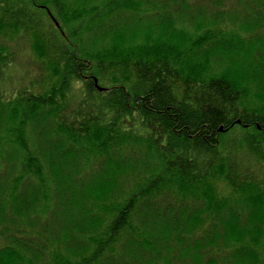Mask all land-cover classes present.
Listing matches in <instances>:
<instances>
[{"label": "trees", "instance_id": "trees-1", "mask_svg": "<svg viewBox=\"0 0 264 264\" xmlns=\"http://www.w3.org/2000/svg\"><path fill=\"white\" fill-rule=\"evenodd\" d=\"M0 264H264V0H0Z\"/></svg>", "mask_w": 264, "mask_h": 264}, {"label": "rangeland", "instance_id": "rangeland-1", "mask_svg": "<svg viewBox=\"0 0 264 264\" xmlns=\"http://www.w3.org/2000/svg\"><path fill=\"white\" fill-rule=\"evenodd\" d=\"M1 42L8 47H12V51H17L16 61L13 66L4 71L6 89H9L11 85L12 88L18 86L17 79L23 75L24 72L34 74V56L30 50V47L27 41H20V38L17 40L11 39H2ZM15 79V80H14ZM255 106V105H254ZM216 188L219 193L225 194L228 189L225 185V182L218 181L216 182Z\"/></svg>", "mask_w": 264, "mask_h": 264}, {"label": "water", "instance_id": "water-1", "mask_svg": "<svg viewBox=\"0 0 264 264\" xmlns=\"http://www.w3.org/2000/svg\"><path fill=\"white\" fill-rule=\"evenodd\" d=\"M103 88L102 87H99V90H102ZM220 130H221V128H220Z\"/></svg>", "mask_w": 264, "mask_h": 264}]
</instances>
